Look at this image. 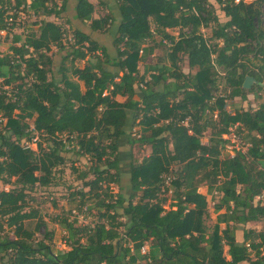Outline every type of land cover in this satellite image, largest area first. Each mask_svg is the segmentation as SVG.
Listing matches in <instances>:
<instances>
[{
    "label": "trees",
    "instance_id": "trees-1",
    "mask_svg": "<svg viewBox=\"0 0 264 264\" xmlns=\"http://www.w3.org/2000/svg\"><path fill=\"white\" fill-rule=\"evenodd\" d=\"M112 2L0 0V43L19 14L38 19L0 52V264H264V223L246 228L264 220V102L253 109L242 87H264V0ZM156 48L167 63L140 73ZM229 128L246 152L225 154ZM125 144L149 151L128 160L127 177ZM71 154L85 167L77 209L92 220L52 217L67 247L53 252L34 239L46 229L38 211L24 209ZM201 187L216 193L223 229L206 225Z\"/></svg>",
    "mask_w": 264,
    "mask_h": 264
},
{
    "label": "rangeland",
    "instance_id": "rangeland-1",
    "mask_svg": "<svg viewBox=\"0 0 264 264\" xmlns=\"http://www.w3.org/2000/svg\"><path fill=\"white\" fill-rule=\"evenodd\" d=\"M254 0H244L246 3H250ZM35 17H28L26 14L21 13L18 16V20L15 23V28H13L8 37L6 42L0 43V52L2 54H7L9 52L10 47V41L14 34H21L23 31L27 32L29 30H36L37 26L33 25L34 21H37ZM46 20L56 21L59 22V20L55 19L54 17L47 18ZM38 22V21H37ZM62 22V21H61ZM151 23V28H153V23ZM170 33L173 36L178 35V30H170ZM201 33L204 35V37L208 38L210 36V31L207 29H201ZM0 36L4 38L5 32L0 31ZM70 36L67 35L65 38V41H68V38ZM52 53H50L49 56H51ZM164 49L156 48L150 54L146 59L141 60L138 63V69L140 73H143L146 66H152L155 64H161L163 61L167 63ZM163 62V63H164ZM181 69L184 72H188L187 63L185 60H183L180 64ZM251 88L253 89V92L248 94L247 100L250 104V106L253 109H256L261 103L264 102V87L260 88L259 90L255 88V85L252 84ZM250 88V89H251ZM137 100V98H134ZM118 100L122 101V98H118ZM240 100L238 98H235L233 100H227L226 101V110L230 112L231 114H234L236 110L240 109ZM137 129V128H135ZM208 133L204 135L202 138V143L206 144L207 142ZM31 145V144H30ZM32 147L36 150V145L32 144ZM233 147L227 146L225 154L227 155H233ZM149 154V151L147 149L138 148L137 146L130 147L128 145H124L121 148V154H120V161L122 164V173L126 174L125 177L128 175V160L130 158L136 159L140 161L143 157L147 156ZM71 159L73 161L67 162L64 166L60 167L57 172L54 175V178L52 180V185L48 186L46 188H40L37 187L33 192H31L27 198V205L25 207V211L30 210H37L38 215L40 218L43 219V221L46 224V229L38 230L35 235V240H44L53 250V252L58 251H64L67 249L64 244L65 239V231L55 222L51 220L52 217L55 215H63L67 216L70 213V219H72V211L78 212V204H79V197L77 196V193L82 188L83 181L79 179V176L82 172H84V165L79 163L77 161V157L73 154H71ZM71 166H74L76 168V171H74ZM170 182V181H169ZM165 186L166 180H165ZM0 188L2 189H9V186H2L0 185ZM114 192H116L115 187H111ZM87 189H84L86 191ZM199 192L203 195L205 200L208 202V218L206 219V225L212 227L215 224H218L220 228H224V212L220 211L218 213L214 212V206L218 200L216 193H214L212 190H209L207 187H201L199 188ZM73 196H70L72 195ZM76 194V195H75ZM169 196V192L167 194V197ZM73 199V200H72ZM72 200V202H70ZM263 202H264V195H263ZM93 201L89 200L86 203V206L89 204H92ZM167 207V205H166ZM82 210H85V207L82 208ZM79 213V212H78ZM65 214V215H64ZM83 217L82 223H89L92 219V216L88 215V213L81 214ZM91 217V218H90ZM264 220L258 222V223H250L246 225V228L253 229V230H261L263 227ZM36 220H30L26 221L25 225L29 229H33L35 227ZM12 227L13 225L10 224L8 226H5L4 232L6 234L12 235ZM47 233H51L52 237L49 239L45 237ZM237 235L239 240L242 237L241 228L237 230ZM145 252L147 251V247H145ZM226 250V248H225Z\"/></svg>",
    "mask_w": 264,
    "mask_h": 264
},
{
    "label": "built area",
    "instance_id": "built-area-1",
    "mask_svg": "<svg viewBox=\"0 0 264 264\" xmlns=\"http://www.w3.org/2000/svg\"><path fill=\"white\" fill-rule=\"evenodd\" d=\"M240 1L241 0H234L235 3H238ZM242 1H244V0H242ZM163 43L165 44L166 42L163 41ZM212 101H215V98H213ZM216 116H217L216 113H214V119L216 118ZM223 138L228 141L227 146L231 145L233 147V149H234L233 151L246 152L248 150V148L250 147L249 144H243L241 142V139L236 134V132L233 128H229V133L224 135ZM34 142H35V140H33L32 144H34ZM32 144L29 145V147L35 150V148L32 147ZM26 146H27V144H26ZM169 181H170V178H167L166 179L167 187H169ZM72 217L75 218L79 224H82L83 217L81 214H79L78 212H76L74 210V211H72ZM83 224H86V223H83ZM144 249H145V247L142 248V250H141L142 253H145Z\"/></svg>",
    "mask_w": 264,
    "mask_h": 264
},
{
    "label": "water",
    "instance_id": "water-1",
    "mask_svg": "<svg viewBox=\"0 0 264 264\" xmlns=\"http://www.w3.org/2000/svg\"><path fill=\"white\" fill-rule=\"evenodd\" d=\"M252 84H256L255 80L251 77H246L243 82V89L249 90Z\"/></svg>",
    "mask_w": 264,
    "mask_h": 264
},
{
    "label": "crops",
    "instance_id": "crops-1",
    "mask_svg": "<svg viewBox=\"0 0 264 264\" xmlns=\"http://www.w3.org/2000/svg\"><path fill=\"white\" fill-rule=\"evenodd\" d=\"M91 2L93 3H96V0H90ZM104 1H110L111 2V5L113 4L112 0H104ZM67 15V12L65 13V16ZM168 32H170V30H168Z\"/></svg>",
    "mask_w": 264,
    "mask_h": 264
}]
</instances>
